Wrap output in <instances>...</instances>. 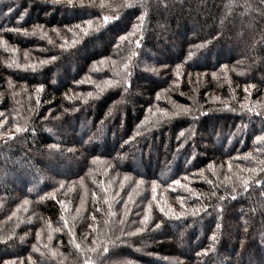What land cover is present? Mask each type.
<instances>
[{
  "label": "trees",
  "instance_id": "trees-1",
  "mask_svg": "<svg viewBox=\"0 0 264 264\" xmlns=\"http://www.w3.org/2000/svg\"><path fill=\"white\" fill-rule=\"evenodd\" d=\"M0 38V264H264V0H0Z\"/></svg>",
  "mask_w": 264,
  "mask_h": 264
},
{
  "label": "snow or ice",
  "instance_id": "snow-or-ice-1",
  "mask_svg": "<svg viewBox=\"0 0 264 264\" xmlns=\"http://www.w3.org/2000/svg\"><path fill=\"white\" fill-rule=\"evenodd\" d=\"M69 4L71 5L72 4V0H69ZM9 11H11V9H9ZM112 17H106L105 18V23H107V22H109V20L111 19ZM142 19V18H141ZM88 24L89 25H91V21H88ZM41 28L43 27V26H40ZM76 27H80L79 25H77ZM135 27V26H134ZM53 31H56L55 29H53ZM24 34L25 35H28L29 33H27L26 31L24 32ZM34 34V33H33ZM124 39V37H121V40H123ZM52 41H49V43H51ZM4 44V41H3V39L2 38H0V45H3ZM13 51H14V49H13ZM26 58H27V53H26ZM52 59L54 60L55 59V57H52ZM47 61H40V63L41 64H43V63H46ZM12 64L13 65H15L16 67H29V66H31V67H33V68H35V65L33 64V65H20V64H18V63H16L15 61H13L12 62ZM10 66H12V65H10ZM179 67V66H178ZM89 95H91V93H89ZM249 110H251V109H249ZM19 130V129H18ZM259 139H262V137H257V140H259ZM254 171V170H253ZM137 183L139 184V181H137ZM174 183H179V181H175ZM244 184H245V186H247V181H244ZM153 191L155 192L156 191V185H155V182H153ZM221 199H223V198H221ZM161 211H165V209L164 208H161ZM168 211H170V209L168 210ZM195 214V213H194ZM147 222V217H145V221H143V223H146ZM38 236H39V234H38ZM49 238H51V237H49ZM213 239H215V237H213ZM105 251H107V248H105L104 249ZM86 264H88V262L86 261Z\"/></svg>",
  "mask_w": 264,
  "mask_h": 264
},
{
  "label": "rangeland",
  "instance_id": "rangeland-1",
  "mask_svg": "<svg viewBox=\"0 0 264 264\" xmlns=\"http://www.w3.org/2000/svg\"><path fill=\"white\" fill-rule=\"evenodd\" d=\"M40 1H52V0H40ZM57 1V0H56ZM177 16V15H176ZM170 20V17L167 18V20ZM163 22L165 23V21H160L158 25H160L162 27Z\"/></svg>",
  "mask_w": 264,
  "mask_h": 264
}]
</instances>
